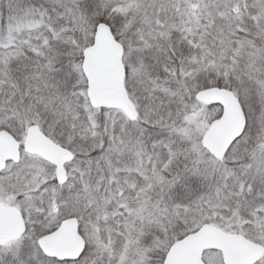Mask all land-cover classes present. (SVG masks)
Returning <instances> with one entry per match:
<instances>
[{
	"label": "snow or ice",
	"instance_id": "snow-or-ice-1",
	"mask_svg": "<svg viewBox=\"0 0 264 264\" xmlns=\"http://www.w3.org/2000/svg\"><path fill=\"white\" fill-rule=\"evenodd\" d=\"M0 264H264V0H0Z\"/></svg>",
	"mask_w": 264,
	"mask_h": 264
}]
</instances>
